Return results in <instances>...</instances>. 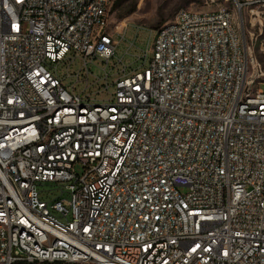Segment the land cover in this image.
<instances>
[{"label": "built area", "instance_id": "built-area-1", "mask_svg": "<svg viewBox=\"0 0 264 264\" xmlns=\"http://www.w3.org/2000/svg\"><path fill=\"white\" fill-rule=\"evenodd\" d=\"M115 1L0 0V264H264V72L244 25L181 9L94 101L57 65L110 62Z\"/></svg>", "mask_w": 264, "mask_h": 264}, {"label": "rangeland", "instance_id": "rangeland-1", "mask_svg": "<svg viewBox=\"0 0 264 264\" xmlns=\"http://www.w3.org/2000/svg\"><path fill=\"white\" fill-rule=\"evenodd\" d=\"M239 1L243 3L242 14L236 0H117L111 8L109 30L116 31L118 26L123 28L125 25L127 30L124 38L115 34V38L120 42L110 62L96 59L85 64L78 55L72 61L59 63L57 70L63 78L68 75L64 78V83L66 86L75 84L77 93L85 92L94 101L106 100L114 88L113 83L125 66L133 69L147 65V62L143 64L144 54L151 48L157 28L173 21L181 9L208 11L229 7L235 13L237 25H244L247 43L261 62L264 72V13L260 17L251 13V10H264V0ZM74 55V52H71L69 57ZM151 56L149 54L148 59ZM47 64L49 68L54 69L53 64ZM261 80H264V76ZM108 85L110 86L107 88ZM261 87L264 88V84ZM47 188H54L52 198L68 196V193H62L55 185H41V189Z\"/></svg>", "mask_w": 264, "mask_h": 264}, {"label": "trees", "instance_id": "trees-1", "mask_svg": "<svg viewBox=\"0 0 264 264\" xmlns=\"http://www.w3.org/2000/svg\"><path fill=\"white\" fill-rule=\"evenodd\" d=\"M117 1V0H116ZM116 3V2H115Z\"/></svg>", "mask_w": 264, "mask_h": 264}, {"label": "water", "instance_id": "water-1", "mask_svg": "<svg viewBox=\"0 0 264 264\" xmlns=\"http://www.w3.org/2000/svg\"><path fill=\"white\" fill-rule=\"evenodd\" d=\"M242 14V13H241ZM243 26V25H242Z\"/></svg>", "mask_w": 264, "mask_h": 264}]
</instances>
